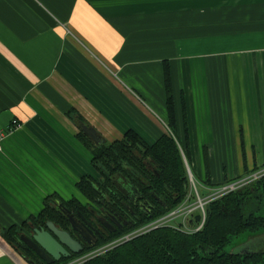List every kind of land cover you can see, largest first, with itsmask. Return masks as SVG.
Returning a JSON list of instances; mask_svg holds the SVG:
<instances>
[{"label": "crops", "instance_id": "1", "mask_svg": "<svg viewBox=\"0 0 264 264\" xmlns=\"http://www.w3.org/2000/svg\"><path fill=\"white\" fill-rule=\"evenodd\" d=\"M165 63L198 181L263 165L264 0H0V264H30L2 231L48 195L87 202L80 123L106 142L169 133Z\"/></svg>", "mask_w": 264, "mask_h": 264}, {"label": "trees", "instance_id": "2", "mask_svg": "<svg viewBox=\"0 0 264 264\" xmlns=\"http://www.w3.org/2000/svg\"><path fill=\"white\" fill-rule=\"evenodd\" d=\"M164 74L168 125L173 135L163 134L156 142L149 144L134 129H129L121 139L98 145L82 130L78 133L81 141L91 150L92 163L100 175L95 178L85 174L77 181L76 186L87 199L86 203H107L110 195L114 197L119 193L120 185L132 194L141 195L145 200H150L152 195H156L163 201L152 207V216L146 211L140 213V218L133 226L111 234L98 245L112 241L165 215L181 204L189 192V176L184 156L191 165V149L175 135V108L168 63L164 65ZM69 114L71 116V112ZM263 167L264 164L256 166L225 182L249 175ZM205 183L210 186L222 184H213L210 180ZM57 201L63 202L68 208L80 210H83L86 204L77 199L64 200L54 194L48 195L38 215L32 216L22 225H11L2 231L4 239L24 258L32 256L23 250L19 233L29 224L38 222L46 225V221L51 220L65 228L70 225L67 216L55 207ZM205 210L204 224L197 231L187 232L169 225L161 226L82 264H264V250L250 249L251 251H247L249 253H240L226 249L234 242V238H237V244H240L244 238L250 239L264 233V175L209 202ZM201 222L202 214L197 211L191 217L189 225L196 227ZM91 249L90 247L79 254L63 257L52 264H66Z\"/></svg>", "mask_w": 264, "mask_h": 264}, {"label": "flooded vegetation", "instance_id": "3", "mask_svg": "<svg viewBox=\"0 0 264 264\" xmlns=\"http://www.w3.org/2000/svg\"><path fill=\"white\" fill-rule=\"evenodd\" d=\"M119 188V193L114 197L110 195L107 199V203H86L84 204L85 206L83 207V210L71 209L67 207V209L71 210V212L74 213V215L79 220L88 226L87 229L84 228V232H77L72 229L71 223L67 228H65L61 226L60 223L53 221L60 228L69 231L73 238L81 244L82 250L80 253L90 247L94 249L98 246L102 239L107 238L111 234L126 230L130 226H133L135 221L140 218V213L142 214L144 211H146L148 215H150L152 214V207H154L156 203L163 202L161 198L156 195H152L153 198L150 200H145L141 195L132 194L126 189L122 188V185H120ZM55 207H57L61 214L65 216L67 215L66 208L64 206L58 207L57 202H55ZM34 227L48 228L47 225L38 222L29 224L24 231L19 233V241L23 247V250L26 252L28 251L32 256L26 258L27 261L33 260L36 264L46 263V260L21 238V235L32 237L34 233ZM85 235L89 237L90 240H94L96 242L95 246H87ZM252 238H244L245 240L241 241L240 244H237V242L231 243V250L240 253H249L247 251H251L250 249H255L254 243L251 242L253 240ZM238 248L239 250H237ZM73 254L75 253H72L71 255Z\"/></svg>", "mask_w": 264, "mask_h": 264}, {"label": "built area", "instance_id": "4", "mask_svg": "<svg viewBox=\"0 0 264 264\" xmlns=\"http://www.w3.org/2000/svg\"><path fill=\"white\" fill-rule=\"evenodd\" d=\"M22 126V123L18 122L16 119L13 120L12 122V126L9 128V131H13L14 129H18L19 127ZM169 134L173 135L171 129L169 128ZM6 133L5 132H0V142L5 138ZM186 164H187V169H188V176H189V192L186 195V198L183 200V202L181 204H179L176 208L170 210L168 213H166L165 215H162L158 218H155L153 220H151L150 222H148L147 224L141 226V227H137L134 230L112 240L109 241L105 244L102 245H98L97 247H95L92 250H89L79 256H77L76 258L70 260L68 263L66 264H82L85 261L100 255L112 248H114L115 246L126 242L138 235L144 234L146 232H149L153 229H156L158 227L161 226H173L176 227L177 229L180 230H184L187 232H192V231H197L199 230L205 221V217H206V205L215 200L218 199L220 197H222L223 195L230 193L232 191H235L245 185L250 184L251 182H253L254 180L260 178L261 176L264 175V167L261 168L260 170L251 173L249 175H244L238 179L229 181V182H225L222 183L220 185H216V186H210V185H206V184H202L199 183L200 185H202L206 191V194L202 197L199 192H198V187H197V183H196V179L195 176L191 170V167L189 166L186 157L184 156ZM195 187V192L193 191ZM196 194H198V200H197V204L193 203L192 200L196 199ZM197 211H200V213L202 214V222L197 225L196 227H191L189 225V221L191 219V217L193 216V214Z\"/></svg>", "mask_w": 264, "mask_h": 264}, {"label": "water", "instance_id": "5", "mask_svg": "<svg viewBox=\"0 0 264 264\" xmlns=\"http://www.w3.org/2000/svg\"><path fill=\"white\" fill-rule=\"evenodd\" d=\"M80 128L96 144L102 145L106 142L94 127L81 123ZM57 206H64L66 208V216L71 223L72 229L77 232H84V228H88V226L79 220L74 213L71 212V210L67 209L63 202L57 201ZM165 208H167V205ZM150 216H152V214H150ZM46 225L48 227L47 229L44 227H34L32 237L21 235V238L35 251H37L46 260L47 264L60 261L63 257H70L72 253H80L82 246L76 239L73 238L69 231L60 228L51 220L47 221ZM260 238H264V233L256 235L252 239L258 240ZM85 240L87 242V246H95L96 244L94 240H90L86 235ZM251 242H253V240ZM28 262L30 264H36L33 260H28Z\"/></svg>", "mask_w": 264, "mask_h": 264}, {"label": "rangeland", "instance_id": "6", "mask_svg": "<svg viewBox=\"0 0 264 264\" xmlns=\"http://www.w3.org/2000/svg\"><path fill=\"white\" fill-rule=\"evenodd\" d=\"M188 162V161H187ZM189 164V163H188ZM190 166V165H189ZM187 167V166H186ZM187 171H188V169H187ZM195 179H196V183H197V187H198V192H199V194L203 197L205 194H206V191H205V189L206 188H204L202 185H200L199 183V181H198V179L195 177ZM204 185V184H203ZM195 187H194V192H195ZM197 200H198V194H196V199L195 200H192L193 201V203H195V204H197ZM233 241L234 242H237L238 241V239L237 238H234L233 239ZM253 243H254V248L255 249H257V250H264V238H260V239H258V240H256V239H253ZM231 244H229L227 247H226V249L227 250H231L232 248H231ZM237 250H239V248L237 249Z\"/></svg>", "mask_w": 264, "mask_h": 264}]
</instances>
